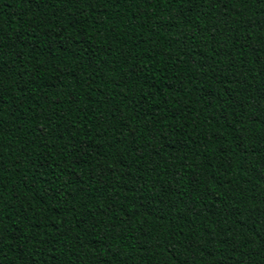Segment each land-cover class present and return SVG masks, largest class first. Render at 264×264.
<instances>
[{"label":"trees","instance_id":"trees-1","mask_svg":"<svg viewBox=\"0 0 264 264\" xmlns=\"http://www.w3.org/2000/svg\"><path fill=\"white\" fill-rule=\"evenodd\" d=\"M0 264H264V0H0Z\"/></svg>","mask_w":264,"mask_h":264}]
</instances>
